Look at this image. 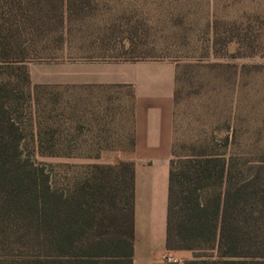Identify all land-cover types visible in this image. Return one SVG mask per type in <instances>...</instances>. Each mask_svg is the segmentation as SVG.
<instances>
[{"label": "trees", "instance_id": "obj_1", "mask_svg": "<svg viewBox=\"0 0 264 264\" xmlns=\"http://www.w3.org/2000/svg\"><path fill=\"white\" fill-rule=\"evenodd\" d=\"M116 2L0 0V264L15 253L26 255V264H132L133 164H93L60 183L50 164L23 154L28 138L18 120L26 90L32 88L31 97L56 88L31 85V62L70 58L71 51L83 54L88 48H123V41L129 48L121 52L127 55L108 58L146 59L135 56L143 46L140 25L131 22L132 14L112 12ZM190 13L178 14L182 30L192 27ZM254 19L260 35L245 19L208 20L212 55L264 54V19ZM177 81L178 74L165 248L191 252L193 258L183 264H264V152L253 158L234 152L238 136L230 124L218 141L178 142ZM45 136L49 148L40 154L57 157L53 132Z\"/></svg>", "mask_w": 264, "mask_h": 264}, {"label": "rangeland", "instance_id": "obj_2", "mask_svg": "<svg viewBox=\"0 0 264 264\" xmlns=\"http://www.w3.org/2000/svg\"><path fill=\"white\" fill-rule=\"evenodd\" d=\"M184 10L191 11L187 20L192 27L188 30L178 26V14ZM124 11L132 14L131 22L140 25L143 46L135 56L169 59L177 65V141H218L230 124L238 136L237 143L231 146L234 152L247 153L252 158L264 152V54L215 58L209 50L206 30L207 21L211 23L216 16L225 21L248 20L260 35L262 29L254 18L264 19V0H117L112 12ZM123 42V48H88L83 54L71 51L70 58L126 56L122 52L129 45ZM234 49L231 46L229 51ZM64 57L63 61L70 59L68 55ZM49 62L53 61L30 64ZM217 64H230L233 68L211 67ZM30 91L32 88L24 92L18 119L28 138L23 154L36 164H50L57 181L62 183L82 174L90 165H109L127 157L132 138L128 90L82 89L75 93L64 86L40 90L31 97ZM51 132L53 151L58 156L44 157L40 152L49 148L45 135ZM40 138L45 142L39 144ZM105 150L124 153L100 154ZM67 153L76 157H65ZM27 259L26 255L15 253L1 264H26Z\"/></svg>", "mask_w": 264, "mask_h": 264}, {"label": "crops", "instance_id": "obj_3", "mask_svg": "<svg viewBox=\"0 0 264 264\" xmlns=\"http://www.w3.org/2000/svg\"><path fill=\"white\" fill-rule=\"evenodd\" d=\"M27 68L32 85L65 86L75 93L82 89L129 91L134 143L121 161L132 163L134 172L132 264H183L191 260L189 251L165 248L176 63L169 59L76 56L68 61L29 63Z\"/></svg>", "mask_w": 264, "mask_h": 264}]
</instances>
